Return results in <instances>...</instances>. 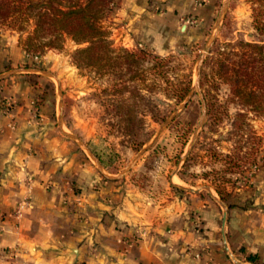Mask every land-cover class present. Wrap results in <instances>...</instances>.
<instances>
[{"label":"rangeland","instance_id":"rangeland-1","mask_svg":"<svg viewBox=\"0 0 264 264\" xmlns=\"http://www.w3.org/2000/svg\"><path fill=\"white\" fill-rule=\"evenodd\" d=\"M119 1L103 20L109 40L115 50L125 47L146 56L123 68H79L73 62L78 46L70 39L61 49L32 53L19 43L18 33L1 28L0 61L4 55L6 62L0 68V83L27 84L33 120L43 122L46 115L57 131V123L63 124L77 151L88 155L87 161L92 160L90 164L104 173L107 182L127 188L130 196L143 198L148 207H158L163 214L179 209L178 199L189 214L193 192L203 186L213 187L221 201L217 188L229 193L230 203L239 190L248 192L247 200H252L257 181L264 179V168L259 166L264 164V115L249 113L242 130L246 135L240 137L232 124L239 108L225 102L227 87H194L201 59L215 40L256 39L251 2L229 0L224 7L225 0H194L187 9L175 12L159 52L149 41L123 38L115 30ZM15 43L16 55L8 50ZM155 56L165 58V65L159 66ZM154 65L157 73H151ZM188 80L191 98L180 108L187 97L178 103L168 90ZM204 92L214 104L216 120L202 117ZM16 103L3 100L7 110ZM254 147H259L256 155L251 154ZM248 256L242 255L247 260Z\"/></svg>","mask_w":264,"mask_h":264},{"label":"crops","instance_id":"crops-1","mask_svg":"<svg viewBox=\"0 0 264 264\" xmlns=\"http://www.w3.org/2000/svg\"><path fill=\"white\" fill-rule=\"evenodd\" d=\"M193 1L120 0L113 24L161 52L175 12ZM29 94L27 84L0 83V264H264L263 178L252 200L235 192L232 208L203 186L192 191L189 214L181 199L163 214L107 182L63 124L57 131L46 115L33 120ZM5 99L18 103L5 110ZM250 254L259 263L242 257Z\"/></svg>","mask_w":264,"mask_h":264},{"label":"trees","instance_id":"trees-1","mask_svg":"<svg viewBox=\"0 0 264 264\" xmlns=\"http://www.w3.org/2000/svg\"><path fill=\"white\" fill-rule=\"evenodd\" d=\"M248 1L252 5L256 39L215 40L199 71L201 89L204 85L217 87L221 84L227 87L225 102L239 108L232 124L240 137L246 135L242 130L249 113L264 115V0ZM117 4L118 0H0V29L7 28L18 33L19 43L25 46L27 52L61 49L70 39L78 46L73 53V62L77 67L87 66L96 70L110 66L123 68V65H130L136 62L138 56L146 54L132 52L125 47L113 48L103 20ZM155 58L159 66L165 65V58ZM155 67L150 68L151 73H157ZM190 87L191 81L188 80L186 85L174 86L168 91H172L180 103L187 97ZM203 99L206 116L218 119L214 104L205 92ZM258 152L259 147H254L251 154ZM263 165H259L262 170ZM217 192L222 201L232 208L233 204L228 201L229 193L221 188H217ZM257 257L250 254L248 260L259 263Z\"/></svg>","mask_w":264,"mask_h":264},{"label":"water","instance_id":"water-1","mask_svg":"<svg viewBox=\"0 0 264 264\" xmlns=\"http://www.w3.org/2000/svg\"><path fill=\"white\" fill-rule=\"evenodd\" d=\"M228 1L229 0H225L224 7L226 6ZM208 52H209V47L206 48V53H208ZM204 58H205V55L202 57L201 62H203ZM199 71L200 70H198V79L195 81V84H194V87H197V88L199 87ZM190 98H191V94H189V96L184 100V102L182 103L180 108H183L187 104V102L190 100ZM204 116H205V111L203 112L202 117H204ZM202 120H203V118H202Z\"/></svg>","mask_w":264,"mask_h":264},{"label":"built area","instance_id":"built-area-1","mask_svg":"<svg viewBox=\"0 0 264 264\" xmlns=\"http://www.w3.org/2000/svg\"><path fill=\"white\" fill-rule=\"evenodd\" d=\"M9 106H10V104H8ZM7 108L5 107V110H6ZM37 113H35V115H36ZM23 208V205L22 204H19V206L17 207V209H16V211H15V213H16V215L17 216H20V212H21V209Z\"/></svg>","mask_w":264,"mask_h":264}]
</instances>
